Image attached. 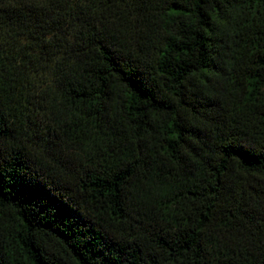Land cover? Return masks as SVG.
Here are the masks:
<instances>
[{
  "label": "trees",
  "instance_id": "obj_1",
  "mask_svg": "<svg viewBox=\"0 0 264 264\" xmlns=\"http://www.w3.org/2000/svg\"><path fill=\"white\" fill-rule=\"evenodd\" d=\"M0 264H264V0H0Z\"/></svg>",
  "mask_w": 264,
  "mask_h": 264
},
{
  "label": "snow or ice",
  "instance_id": "obj_2",
  "mask_svg": "<svg viewBox=\"0 0 264 264\" xmlns=\"http://www.w3.org/2000/svg\"><path fill=\"white\" fill-rule=\"evenodd\" d=\"M242 150V149H241Z\"/></svg>",
  "mask_w": 264,
  "mask_h": 264
}]
</instances>
